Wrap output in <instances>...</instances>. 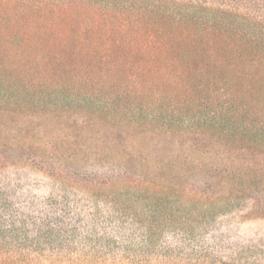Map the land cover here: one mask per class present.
<instances>
[{"label": "trees", "instance_id": "trees-1", "mask_svg": "<svg viewBox=\"0 0 264 264\" xmlns=\"http://www.w3.org/2000/svg\"><path fill=\"white\" fill-rule=\"evenodd\" d=\"M69 72L79 79L56 80ZM1 84L19 130L41 133L52 109H30L65 99L79 126L92 106L227 149L186 187L146 170L73 182L37 156L38 172L86 196L0 182V264H264V237L240 226L264 192V0H0ZM12 162L1 154L0 171Z\"/></svg>", "mask_w": 264, "mask_h": 264}, {"label": "rangeland", "instance_id": "rangeland-1", "mask_svg": "<svg viewBox=\"0 0 264 264\" xmlns=\"http://www.w3.org/2000/svg\"><path fill=\"white\" fill-rule=\"evenodd\" d=\"M59 78L70 82V79H79V76L69 72L59 75L56 80ZM5 92L8 89L1 84L0 155L8 156V160L13 162L8 164L6 170L0 171V182H6L10 186L32 185L42 191L43 195L63 196L68 202L79 204V197L86 196L79 191V186H65L38 172L35 168L37 156L45 158L51 170L61 172L73 182H79L86 175L123 177L129 173L136 176L138 170H146L158 176L162 173L166 177H175V184L186 187L188 179L198 172L205 175L213 162V151L217 153V166H225L219 156L227 149L222 137L211 133L194 135L179 130L164 132L154 128L153 123L132 127L130 121L120 116L93 114L92 106L85 108V114L90 115L89 118L93 120L88 125L79 126V119L83 115L79 114L78 101L48 99L45 104L30 109L31 112L44 107L52 109L47 117L37 122L41 124V133H36L38 128L29 123L26 125L30 128L19 130L25 114L17 106L1 98ZM44 92L55 93L56 90L48 88ZM68 93L73 99L79 95L76 89ZM148 108L154 109L153 106ZM168 108L167 105L162 107L164 110ZM19 161L26 163V166H19ZM221 187L222 185H218L216 189L220 190ZM123 191L129 195L141 194L143 197L152 192ZM251 198L248 202L250 215L242 220L243 224L240 226L249 236L257 234L264 237V192L252 195ZM255 212L262 213L256 215Z\"/></svg>", "mask_w": 264, "mask_h": 264}]
</instances>
